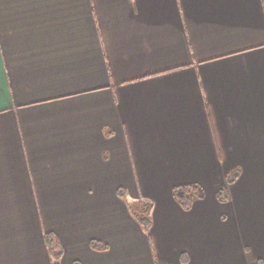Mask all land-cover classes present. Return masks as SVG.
Wrapping results in <instances>:
<instances>
[{
    "label": "crops",
    "instance_id": "0c3cea01",
    "mask_svg": "<svg viewBox=\"0 0 264 264\" xmlns=\"http://www.w3.org/2000/svg\"><path fill=\"white\" fill-rule=\"evenodd\" d=\"M48 233L58 264H264V0H0V264H54Z\"/></svg>",
    "mask_w": 264,
    "mask_h": 264
},
{
    "label": "trees",
    "instance_id": "16d2710c",
    "mask_svg": "<svg viewBox=\"0 0 264 264\" xmlns=\"http://www.w3.org/2000/svg\"><path fill=\"white\" fill-rule=\"evenodd\" d=\"M238 176L239 172L237 170L230 173L227 177L228 184H232ZM201 195L202 191L197 185L178 186L174 189V197L185 210H190L194 199ZM218 196L220 200L226 201L229 199V192L226 188H223L218 192ZM135 207L133 213L142 226L148 231L152 225L151 211L153 209V203L150 201H142L138 202ZM45 240L50 254L54 259V264H58L62 256V250L58 240L51 233L46 234ZM93 247L96 249H104L105 246L99 242H93Z\"/></svg>",
    "mask_w": 264,
    "mask_h": 264
},
{
    "label": "rangeland",
    "instance_id": "374dc122",
    "mask_svg": "<svg viewBox=\"0 0 264 264\" xmlns=\"http://www.w3.org/2000/svg\"><path fill=\"white\" fill-rule=\"evenodd\" d=\"M202 194H203V193H202ZM201 196H202V195H201ZM135 208H136V207H135ZM135 208H133V211H134Z\"/></svg>",
    "mask_w": 264,
    "mask_h": 264
}]
</instances>
